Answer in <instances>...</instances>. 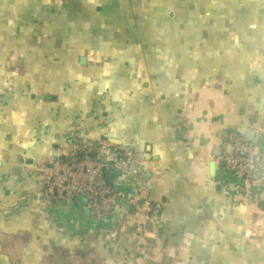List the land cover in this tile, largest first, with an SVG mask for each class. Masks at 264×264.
<instances>
[{"label": "crops", "instance_id": "0c3cea01", "mask_svg": "<svg viewBox=\"0 0 264 264\" xmlns=\"http://www.w3.org/2000/svg\"><path fill=\"white\" fill-rule=\"evenodd\" d=\"M161 1L155 37L150 19H133L144 35L137 53L118 51L102 21L78 52L39 37L31 17L33 37L0 39L1 76L39 66L36 92L0 100V264H264V188H243L228 167L232 138L254 140L260 128L264 148V0ZM190 44L201 52H183ZM98 140L145 154L115 183L142 202L117 203L107 222L81 228L44 202L36 168Z\"/></svg>", "mask_w": 264, "mask_h": 264}, {"label": "built area", "instance_id": "2783aa9c", "mask_svg": "<svg viewBox=\"0 0 264 264\" xmlns=\"http://www.w3.org/2000/svg\"><path fill=\"white\" fill-rule=\"evenodd\" d=\"M262 131L259 128L254 140L246 135L231 139V155L228 167L242 187L251 190L252 183L264 179V148L261 145ZM117 155V160H109L108 154ZM106 158V160H105ZM145 154L130 147L110 141L94 144L69 145L61 155L41 163L36 171L46 177L44 195L49 203L69 212L72 220L92 227L108 219L113 214L115 204L133 206L140 203L139 195L126 196L131 192L116 189L107 182V177L130 178L133 171L146 164ZM87 200V206L78 204ZM114 203V205L112 204ZM90 215L86 216V210ZM80 225V224H79ZM146 237L145 226L138 229Z\"/></svg>", "mask_w": 264, "mask_h": 264}, {"label": "trees", "instance_id": "16d2710c", "mask_svg": "<svg viewBox=\"0 0 264 264\" xmlns=\"http://www.w3.org/2000/svg\"><path fill=\"white\" fill-rule=\"evenodd\" d=\"M125 4V6L131 5V11L127 9L121 10L119 5ZM0 0V39L9 40L11 38L30 39L33 37L27 29H25L23 22L24 19H29L37 22L38 36H45L51 40V44L55 41L64 40L65 43H69V51L78 52L77 44L81 37H85L87 32L93 27L94 22L102 21L105 25H110L108 29V36L112 34L121 42L116 49L118 51H131L134 53L139 52L138 40L143 38V33L138 30L134 25L133 19L138 21L141 18L148 21L149 34L151 37H155L164 28L160 27V22L153 18V11L156 10L163 1L161 0ZM30 6L32 11H30ZM143 14L140 12L148 7ZM80 11V12H79ZM82 16L83 21L78 22L79 14ZM163 22L166 23L167 30L173 33L171 23L167 21V17H163ZM78 27L84 28V31H78ZM114 31V32H112ZM236 32V30L234 31ZM194 33H189V30L185 33L187 40H191V36H196ZM221 31H216L215 35H221ZM22 44L19 46L21 47ZM4 45H0L2 49ZM213 48V46H210ZM55 52L67 51L66 46L63 49L55 46ZM192 49V50H191ZM43 48V52H44ZM193 51L201 52V48L195 45L183 46V52L190 54ZM104 53L110 52L109 46H106L103 50ZM30 68V75L26 74V71ZM39 69L38 65L29 66L25 72L20 75L7 74L0 75V100L4 102L14 101L18 96V92L24 98L28 91L36 92L38 89V77L33 72ZM237 79V77H234ZM253 74L246 76V83L253 81ZM12 89H15V93H10ZM14 97V98H13ZM104 104V102H103ZM101 116L104 120H107V114L102 110ZM104 141V140H98ZM108 141V140H106ZM110 141V140H109ZM117 182V181H116ZM261 184V186H259ZM264 188V179L256 180L252 183L254 187ZM116 189L119 188V182ZM127 196V195H126ZM42 199V198H41ZM44 200V198H43ZM140 202H142L140 200ZM119 209L114 207L113 214L107 219L114 217L115 212ZM99 222L96 226L99 227L105 222ZM142 226V223L138 226L135 224V231L139 233L138 229ZM94 228V227H92ZM143 235V234H142ZM144 237V236H143ZM45 264V263H38Z\"/></svg>", "mask_w": 264, "mask_h": 264}, {"label": "water", "instance_id": "95a60500", "mask_svg": "<svg viewBox=\"0 0 264 264\" xmlns=\"http://www.w3.org/2000/svg\"><path fill=\"white\" fill-rule=\"evenodd\" d=\"M237 137L238 136H236L234 139H236ZM247 138L248 139H252V138H249V137H247ZM231 150H232V145L230 144V146L228 147V154L231 153ZM105 160H106V158H105ZM224 163L226 165L227 161H225ZM107 182H108L109 185L114 186V177H107ZM78 204L80 206L86 207L87 206V200L86 199L81 200V201L78 202ZM112 204L114 205V203H112ZM132 210H134V209H132ZM89 215H90V211L87 209L86 210V216H89Z\"/></svg>", "mask_w": 264, "mask_h": 264}, {"label": "bare ground", "instance_id": "6f19581e", "mask_svg": "<svg viewBox=\"0 0 264 264\" xmlns=\"http://www.w3.org/2000/svg\"><path fill=\"white\" fill-rule=\"evenodd\" d=\"M108 157H109V160H112V161H115V160H117V155H115V154H113V153H109L108 154ZM39 176H42V178H43V180H44V186H46V177L45 176H43V175H39ZM120 180V178H117V179H115L114 180V183H116V181L117 180ZM118 180V181H119ZM44 202L45 203H49V201L47 200V198H46V196L44 195ZM78 226H80L81 228H83L85 225H78Z\"/></svg>", "mask_w": 264, "mask_h": 264}]
</instances>
